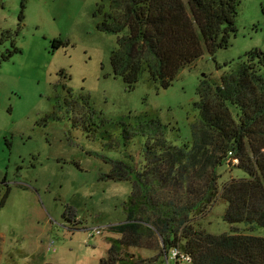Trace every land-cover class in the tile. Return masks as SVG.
Wrapping results in <instances>:
<instances>
[{
    "label": "rangeland",
    "instance_id": "obj_1",
    "mask_svg": "<svg viewBox=\"0 0 264 264\" xmlns=\"http://www.w3.org/2000/svg\"><path fill=\"white\" fill-rule=\"evenodd\" d=\"M110 3L0 0V264H100L132 193L114 167L142 168L149 146L192 144L201 81L264 53V0H241L227 48H205L169 87L145 70L132 88L112 63L126 32L100 27ZM234 163L218 168L217 198L196 218L215 235L246 228L223 217L224 184L248 176ZM157 236L122 244V256L162 264Z\"/></svg>",
    "mask_w": 264,
    "mask_h": 264
},
{
    "label": "trees",
    "instance_id": "obj_2",
    "mask_svg": "<svg viewBox=\"0 0 264 264\" xmlns=\"http://www.w3.org/2000/svg\"><path fill=\"white\" fill-rule=\"evenodd\" d=\"M110 2L100 27L126 32L112 63L132 88L145 70L169 87L180 69L205 48L213 56L227 48L238 30L241 5V0ZM245 57L233 67L225 63L228 69L220 81H201L200 119L192 130V144L164 142L153 151L149 146L142 168L123 164L109 174L129 180L132 193L125 208L127 220L112 227L123 237L111 239L100 264H141L123 257L121 245H139L144 233L161 237L157 256L162 264L174 248L190 258L179 256L174 264H264V235L255 234L264 227V53L253 49ZM232 162L248 176L224 184L223 217L246 228L215 235L196 218H202L217 198L218 168Z\"/></svg>",
    "mask_w": 264,
    "mask_h": 264
},
{
    "label": "built area",
    "instance_id": "obj_3",
    "mask_svg": "<svg viewBox=\"0 0 264 264\" xmlns=\"http://www.w3.org/2000/svg\"><path fill=\"white\" fill-rule=\"evenodd\" d=\"M102 231V229L98 228L95 233L99 234L100 232ZM179 256L181 257L182 260L184 261H190V258L188 256H185V255H181L180 252H179V249L178 248H174L173 250L170 251V254L169 256H166V262L167 264H171V260L174 262L176 261Z\"/></svg>",
    "mask_w": 264,
    "mask_h": 264
}]
</instances>
